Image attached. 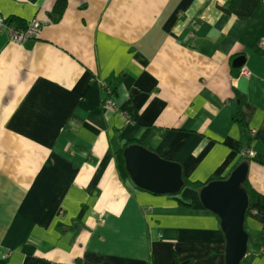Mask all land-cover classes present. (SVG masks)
Instances as JSON below:
<instances>
[{"label": "crops", "instance_id": "1", "mask_svg": "<svg viewBox=\"0 0 264 264\" xmlns=\"http://www.w3.org/2000/svg\"><path fill=\"white\" fill-rule=\"evenodd\" d=\"M59 1L0 0V260L225 264L198 192L119 174L115 153L139 145L189 182L246 163L240 264H264V0H65L57 18ZM34 19L38 36L14 41Z\"/></svg>", "mask_w": 264, "mask_h": 264}, {"label": "water", "instance_id": "2", "mask_svg": "<svg viewBox=\"0 0 264 264\" xmlns=\"http://www.w3.org/2000/svg\"><path fill=\"white\" fill-rule=\"evenodd\" d=\"M122 156L125 171L137 188L159 195H177L184 188L178 164L139 145L124 148ZM247 172L248 165L241 163L226 179L210 181L198 192L203 208L219 219L225 240V264H240L247 251L248 235L243 227L250 205L243 188Z\"/></svg>", "mask_w": 264, "mask_h": 264}, {"label": "trees", "instance_id": "3", "mask_svg": "<svg viewBox=\"0 0 264 264\" xmlns=\"http://www.w3.org/2000/svg\"><path fill=\"white\" fill-rule=\"evenodd\" d=\"M236 0H231L230 3H229V6L231 7L234 3H235ZM64 4H65V0H60L53 8V14L59 18L62 13H63V8H64ZM11 24V23H10ZM234 121H236L240 127H241V133H242V137H243V143H249V141L251 140V138L249 137V134H248V131L241 125V118L239 116V114L237 113L234 117H233ZM250 133V132H249ZM243 148V147H242ZM245 148V147H244ZM122 149L119 150L118 152L115 153L114 155V160H115V166L117 167V170L119 172V174L123 177V178H126L128 175L125 171V168H124V162H123V156H122ZM216 179H210L208 180L207 182L205 183H200V182H189L187 180H185L183 178V181H184V189L185 188H190L196 192H199V190L204 186L206 185L208 182L210 181H214ZM243 188L245 189V191L247 192L248 196H249V202H250V205L251 206L254 202V193L253 191L248 188L247 184L244 183L243 184ZM0 264H6L5 260H0Z\"/></svg>", "mask_w": 264, "mask_h": 264}, {"label": "built area", "instance_id": "4", "mask_svg": "<svg viewBox=\"0 0 264 264\" xmlns=\"http://www.w3.org/2000/svg\"><path fill=\"white\" fill-rule=\"evenodd\" d=\"M5 27H6L5 20L0 18V28H5ZM39 30H40L39 23L37 20L34 19L29 22L28 28L26 29L25 32H21V31L20 32L15 31L13 33L11 32V36L14 41L21 43L26 38L37 37ZM239 75L249 78L250 72L247 70L246 67H241ZM103 94H104V98L102 102L103 108L105 109L113 108L115 106V101L113 99L112 89L109 87H105L103 89ZM239 153L242 157L247 159L253 158L255 155L254 152L248 148L241 149ZM260 253L264 257V249H261Z\"/></svg>", "mask_w": 264, "mask_h": 264}]
</instances>
